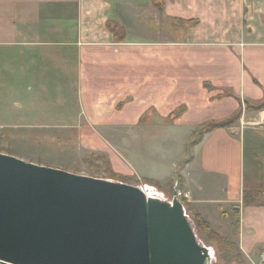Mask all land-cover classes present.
<instances>
[{
	"label": "crops",
	"instance_id": "0c3cea01",
	"mask_svg": "<svg viewBox=\"0 0 264 264\" xmlns=\"http://www.w3.org/2000/svg\"><path fill=\"white\" fill-rule=\"evenodd\" d=\"M0 67L12 94L49 93L61 75L63 104L55 122L8 110L0 126L77 128L125 176L133 129L166 127L177 152L140 178H177L191 203L237 210L242 249L264 251V0H0Z\"/></svg>",
	"mask_w": 264,
	"mask_h": 264
},
{
	"label": "water",
	"instance_id": "95a60500",
	"mask_svg": "<svg viewBox=\"0 0 264 264\" xmlns=\"http://www.w3.org/2000/svg\"><path fill=\"white\" fill-rule=\"evenodd\" d=\"M175 194L0 152V264H209Z\"/></svg>",
	"mask_w": 264,
	"mask_h": 264
},
{
	"label": "rangeland",
	"instance_id": "374dc122",
	"mask_svg": "<svg viewBox=\"0 0 264 264\" xmlns=\"http://www.w3.org/2000/svg\"><path fill=\"white\" fill-rule=\"evenodd\" d=\"M65 18L67 20L68 17ZM178 24L184 28L183 21ZM178 34L182 35L178 32L177 37ZM0 72H3L0 73V124L9 122L8 110L25 113V116H30L29 119H32V124L36 120L43 123L55 122L54 115L63 107L62 98L58 95L59 91L55 85L57 78L58 81L61 80V75L52 74L51 80L49 79V93L41 91L40 86H38V88L33 87L31 93L30 90L27 93L21 90L12 94L8 87V72L3 71L2 67H0ZM70 83H72L71 80ZM15 100L18 103L15 104ZM245 106L242 104L241 110L238 112L239 115L244 112ZM248 108L252 107L246 106L244 113L248 112ZM254 109L258 111L257 108ZM7 125L0 126V152L11 154L28 162L60 168L72 173L115 179L142 188L150 186L154 193L163 200H171L174 197V191L180 192L179 201L183 204L185 213L193 224L198 239L211 251L209 264H264V254H262L264 251L261 250L260 255L257 256L249 255L242 249L239 240L237 210L215 207L214 204L210 203L208 205L191 203V193L184 190L182 183L177 178L162 185L159 183L152 185L146 179L140 178V166L155 169L159 162L165 163L173 158L178 145L177 142L173 141L170 135L171 131L166 127L144 128L143 126L146 124L142 123L140 127L133 129L135 135L128 136L123 154L137 167H129L131 169L130 175L125 176L113 171L110 161L99 145L81 142L77 128H13ZM114 173L121 177L114 176ZM205 178L207 180V177ZM198 217L209 224V228L214 232L215 237L206 236L197 226ZM219 237L227 242H219L216 239Z\"/></svg>",
	"mask_w": 264,
	"mask_h": 264
},
{
	"label": "trees",
	"instance_id": "16d2710c",
	"mask_svg": "<svg viewBox=\"0 0 264 264\" xmlns=\"http://www.w3.org/2000/svg\"><path fill=\"white\" fill-rule=\"evenodd\" d=\"M264 106V101L262 103H260L259 105L255 106L253 105L254 108H261ZM238 112L236 114H234L233 116L223 119V120H219V121H210L207 123H204L202 126H200L199 128L195 129L194 131V142L198 141L199 138L207 131L215 128V127H221V126H225V125H229L231 124L237 117H238ZM114 176L116 177H121L118 174L114 173ZM148 183L150 184H154V185H158V183L154 180H146ZM253 193L250 191H244L243 192V204H246L249 199L250 196H252ZM197 226L205 233V235L207 236H213L215 237L214 232L209 228V224L207 222H205L203 219L199 218L197 219ZM219 242L222 243H226L227 241L223 238H216Z\"/></svg>",
	"mask_w": 264,
	"mask_h": 264
},
{
	"label": "built area",
	"instance_id": "2783aa9c",
	"mask_svg": "<svg viewBox=\"0 0 264 264\" xmlns=\"http://www.w3.org/2000/svg\"><path fill=\"white\" fill-rule=\"evenodd\" d=\"M180 192H177L176 191V194H175V196H176V198L179 200L180 199ZM185 196H188L187 194H185ZM172 200V199H171ZM171 200H168V201H171Z\"/></svg>",
	"mask_w": 264,
	"mask_h": 264
}]
</instances>
